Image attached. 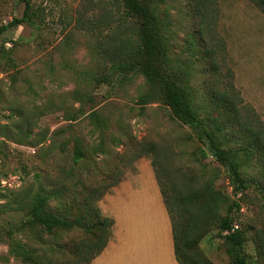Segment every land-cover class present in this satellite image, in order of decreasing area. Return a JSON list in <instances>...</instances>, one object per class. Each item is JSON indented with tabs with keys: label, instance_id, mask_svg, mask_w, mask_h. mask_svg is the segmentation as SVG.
<instances>
[{
	"label": "rangeland",
	"instance_id": "obj_1",
	"mask_svg": "<svg viewBox=\"0 0 264 264\" xmlns=\"http://www.w3.org/2000/svg\"><path fill=\"white\" fill-rule=\"evenodd\" d=\"M107 1L119 19L118 0H35L34 24L22 22L1 33L0 237L28 218L32 193L44 184L67 186L50 202L54 212L65 217L68 206L70 219L76 214L98 219L84 206V195L94 189V202L127 171L135 174V162L146 157L164 165L178 190L212 186L221 216H232L243 231L245 254L253 264H264V178L259 166H243L249 188L237 191L227 168L201 152L192 130L173 118L142 74L119 76L111 68L107 55L115 46L111 40L117 25L102 23ZM196 2L157 0L172 59L189 68L201 107L203 80L209 79L197 37ZM217 7L215 30L235 71L236 86L264 122V12L249 0H218ZM24 8L20 0H0V26L21 18ZM77 145L84 157L75 163ZM15 234L29 243L41 264H68L85 232L49 233L38 227L33 233L18 228ZM224 234L213 226L197 240L195 252L212 264H231ZM0 264L26 263L11 255L0 238Z\"/></svg>",
	"mask_w": 264,
	"mask_h": 264
},
{
	"label": "trees",
	"instance_id": "obj_2",
	"mask_svg": "<svg viewBox=\"0 0 264 264\" xmlns=\"http://www.w3.org/2000/svg\"><path fill=\"white\" fill-rule=\"evenodd\" d=\"M20 1L25 6L23 16L1 25L0 36L12 25L36 22L38 13L35 0ZM118 1L122 9L121 17L117 19L114 16L110 1H107L102 21L108 27L117 25L111 40L115 46L107 55L111 68L119 76L123 73L142 74L170 107L173 118L192 130L195 139L203 146L201 152L213 156L227 168L230 181L237 191L249 188L248 181L242 177L243 166L247 163L255 162L264 178V122L257 111L244 101L236 86L235 71L228 64L224 42L215 30L218 0H197L195 4L196 14L200 17L197 37L201 56L206 60L203 72L209 79V82L203 80L206 94L201 107H197L195 101L189 68H184L172 59L166 38L167 24L159 12L157 0ZM249 1L264 12V0ZM83 157L84 153L77 145L75 163ZM151 163L172 221L175 253L180 264H212L197 254L195 247L197 240L213 226L226 231L223 237L229 245L231 264H253L244 252L243 231L236 227L232 216H221L219 196L212 186L178 190L164 165L162 168L156 161ZM159 170L164 173H159ZM62 185L59 189L66 191L67 186ZM59 189L44 184L34 190L28 218L23 219L15 230L19 228L22 233H33L42 227L44 231L52 233L55 230L80 228L85 235L77 244V250L68 264H90L111 238L113 218L104 215L99 206L100 199L108 189L94 202L90 199L95 193L94 189L81 199L87 202L84 206L94 211L98 219H84L86 215L78 214L70 219L68 212L71 208L68 206L63 208L65 217L54 212L50 202ZM67 198L65 194L63 199ZM232 204L240 209L238 202ZM15 230L0 237L7 241L10 254L26 264H41L29 243L14 235ZM261 258L264 260V253Z\"/></svg>",
	"mask_w": 264,
	"mask_h": 264
},
{
	"label": "crops",
	"instance_id": "obj_3",
	"mask_svg": "<svg viewBox=\"0 0 264 264\" xmlns=\"http://www.w3.org/2000/svg\"><path fill=\"white\" fill-rule=\"evenodd\" d=\"M99 201L113 218L111 238L90 264H180L172 221L151 163L141 157Z\"/></svg>",
	"mask_w": 264,
	"mask_h": 264
}]
</instances>
